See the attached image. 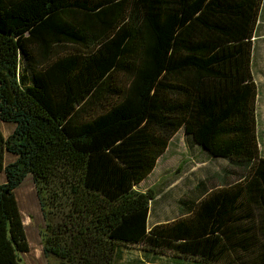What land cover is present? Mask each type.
Segmentation results:
<instances>
[{
  "label": "trees",
  "instance_id": "1",
  "mask_svg": "<svg viewBox=\"0 0 264 264\" xmlns=\"http://www.w3.org/2000/svg\"><path fill=\"white\" fill-rule=\"evenodd\" d=\"M263 3L0 0V121L13 125L0 132V264L29 250L14 196L27 176L46 220L43 254L57 264H115L134 246L264 264L251 73ZM180 130L242 173L148 229L155 196L135 187Z\"/></svg>",
  "mask_w": 264,
  "mask_h": 264
},
{
  "label": "rangeland",
  "instance_id": "2",
  "mask_svg": "<svg viewBox=\"0 0 264 264\" xmlns=\"http://www.w3.org/2000/svg\"><path fill=\"white\" fill-rule=\"evenodd\" d=\"M251 73L256 86V134L260 156L264 159V3L260 9L252 42ZM11 124L0 121V132L6 135ZM8 163V157L5 164ZM241 169L221 158H211L178 131L165 152L157 160L152 172L135 188L154 194L149 205L147 228L167 224L185 217L187 208L195 204L211 188L231 183ZM4 176L0 175V183ZM29 250L21 257V264H57L42 251L46 220L36 198L31 177L27 176L14 190ZM55 220L53 219V222ZM142 246L124 247L116 255L115 264H199L171 253L164 255L147 252Z\"/></svg>",
  "mask_w": 264,
  "mask_h": 264
},
{
  "label": "crops",
  "instance_id": "3",
  "mask_svg": "<svg viewBox=\"0 0 264 264\" xmlns=\"http://www.w3.org/2000/svg\"><path fill=\"white\" fill-rule=\"evenodd\" d=\"M258 22V21H257ZM257 25V24H256ZM254 35H255V33H254ZM253 41H254V36H253V39H252ZM252 41V42H253ZM12 131H13V125L11 124V126H10V128L7 130V132H6V135H3L2 133V135H3V137H7V136H9L11 133H12ZM7 157H8V163L9 162H11V161H13L14 160V157L12 156V155H9V154H5L4 155V162H5V160L7 159ZM3 182H4V180H3ZM3 182H1V183H3Z\"/></svg>",
  "mask_w": 264,
  "mask_h": 264
}]
</instances>
